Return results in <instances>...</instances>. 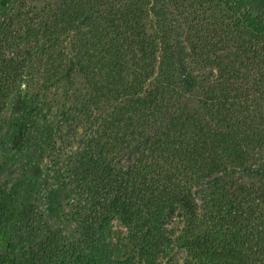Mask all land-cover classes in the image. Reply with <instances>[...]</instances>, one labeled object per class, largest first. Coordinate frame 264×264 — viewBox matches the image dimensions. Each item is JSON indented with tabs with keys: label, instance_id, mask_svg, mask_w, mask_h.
Returning <instances> with one entry per match:
<instances>
[{
	"label": "trees",
	"instance_id": "obj_1",
	"mask_svg": "<svg viewBox=\"0 0 264 264\" xmlns=\"http://www.w3.org/2000/svg\"><path fill=\"white\" fill-rule=\"evenodd\" d=\"M49 91L82 132L68 198L0 178V264H264V0H0L10 153Z\"/></svg>",
	"mask_w": 264,
	"mask_h": 264
},
{
	"label": "rangeland",
	"instance_id": "obj_2",
	"mask_svg": "<svg viewBox=\"0 0 264 264\" xmlns=\"http://www.w3.org/2000/svg\"><path fill=\"white\" fill-rule=\"evenodd\" d=\"M180 72L187 89L195 85L184 64L180 66ZM31 98L28 107L32 130L23 148L12 153L5 149L12 125L16 121L15 117H10L0 131V178L3 179L7 174L19 169L34 167L39 175L42 206L49 205L51 197L48 193L49 188L54 191L52 195L54 200L64 206L68 198L65 185L69 158L79 150L82 140V132L77 123L78 114L69 99L59 91L44 92ZM50 149H54L53 153H50ZM69 151L72 154L66 156V152ZM17 176L13 174L10 178L15 179ZM175 221V217L172 216L166 225L170 226ZM124 233L125 230L114 221L111 229L112 239ZM181 256L182 252H177L175 259Z\"/></svg>",
	"mask_w": 264,
	"mask_h": 264
}]
</instances>
